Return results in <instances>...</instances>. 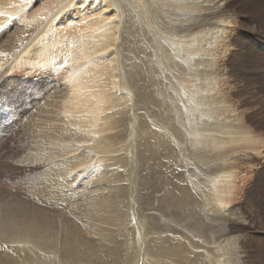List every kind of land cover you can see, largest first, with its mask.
<instances>
[{
	"label": "bare ground",
	"instance_id": "obj_1",
	"mask_svg": "<svg viewBox=\"0 0 264 264\" xmlns=\"http://www.w3.org/2000/svg\"><path fill=\"white\" fill-rule=\"evenodd\" d=\"M149 1L0 0V84L19 65L42 75L66 71L64 82L43 85L21 107V128L27 132L17 156L10 157L23 174L14 193L7 188L13 165L0 170V184L5 183L0 264H260L264 259L263 244L255 248L248 241L254 229L247 226L245 211L229 204L237 179L243 183L248 172L263 171L256 168L264 167V137L256 130L264 112L243 108L241 95L264 94V79L258 77L264 68L225 64L233 0ZM140 15L159 28L167 22L171 31L162 32L173 35L163 43L175 56L154 73L130 53ZM13 27L12 34H2ZM230 77L243 89H228ZM112 110L116 125L126 123L119 145L112 142L104 115ZM134 146L132 171L126 153H134ZM7 156L2 151L0 162ZM161 156L167 172L152 174L164 189L150 196L144 179L151 170H143L148 177L141 178L140 166ZM245 199L258 216L252 197ZM136 210H160L150 214L165 225L170 216L163 210H175L183 224L155 231L159 237L151 245L150 216ZM259 225L258 232L264 231ZM179 236L191 242L189 249L177 243Z\"/></svg>",
	"mask_w": 264,
	"mask_h": 264
},
{
	"label": "rangeland",
	"instance_id": "obj_2",
	"mask_svg": "<svg viewBox=\"0 0 264 264\" xmlns=\"http://www.w3.org/2000/svg\"><path fill=\"white\" fill-rule=\"evenodd\" d=\"M50 1L51 0H48V2ZM233 1L234 2L229 11L230 15L228 17L232 24V34H231L232 39L229 41L226 52H225L226 53V58L224 60L225 64L234 65L237 67L264 68V0H233ZM149 3L151 2L148 0V4ZM84 23H86V21H84L83 24ZM156 24L157 22L154 20H150L149 22V18L146 16L142 18L140 15L137 18L135 45L130 52L131 57H133L134 59L136 57H141L144 60V63L147 67H143V68L149 71L150 73H154L155 69L159 68L163 63H170L169 61L170 58H173L175 56L173 49L166 48L163 43L166 40L171 41L173 37L172 34L162 32V31H171L170 25L167 22H163L162 27L159 28L158 26H156ZM13 29L14 27L10 29L8 32H6V34L5 33H2V34L10 35L12 34ZM28 67L29 66L19 65V66H14L13 69H9L6 73L7 80L5 84H0L1 85L0 86V153L3 151L4 153L9 155L5 159H3V161H5L4 163L0 162L1 172L5 171L7 168L9 169V167H12L13 164L11 165L10 157L13 155L12 159H14L17 156L18 154L17 149H19L18 148L19 145L23 143L24 141L23 137H25L24 133L27 132L25 128H21V126L25 124V118H24L25 112L22 111L21 107H24V106L27 107L26 100L32 101L31 97H33V94L34 93L38 94V92H41L42 88H44V86L47 85L48 83L54 82L55 84H61L62 82L65 81L64 75L66 71L64 69L61 70L60 73L57 71L56 72L51 71V73H49L48 75L47 74L42 75L38 71L36 72L35 70H32L30 67L29 68ZM258 77L264 79V71L262 73H258ZM227 87L228 89L233 87L237 89V91H240L243 89V85L238 80H236L235 77H230L227 79ZM232 97L238 98V97L233 96V93H232ZM241 100L243 103H245V106H242L243 108L246 109V108L256 107L258 111L260 110L264 112V94L262 93L258 95L256 94L244 95L243 94V96L241 95ZM130 112H131L130 114H134L133 108L131 109ZM104 115L107 118V128H108V132L110 136L112 137V142L116 145H119L121 141L126 139L125 133L122 132L123 130L126 129V123L123 122L122 124H120V127L116 125V122H115L116 118L113 116V110L104 113ZM258 130L261 132H259ZM256 131L259 133H262L260 135L264 137V124L259 128L257 127ZM17 133L18 134L20 133V134L18 135ZM120 135H123L122 139L119 138ZM133 150H134L133 151L134 153H131V150H128L126 153V156L130 160V165H131L130 166L128 163L129 169H132L133 167L135 168L136 166L135 146L133 147ZM145 150L149 155V149L145 148ZM145 150L143 151V153H145ZM162 158L163 157L161 156L157 160V162L155 160L151 161L150 163L151 166H153L154 164H157L160 166V167H156L154 171H152L150 164L145 166L144 169L140 166L142 171H139L138 176H142L141 178H143V176L146 175L145 172H147V169L150 168L149 171L151 170L149 172L151 174V177L150 176L148 177L146 175L148 179L147 180L144 179L147 185V188L145 189L150 191L149 192L150 196H153V193L156 192L159 187L162 190L164 189L163 183L157 180L159 179V177L157 178L156 176L152 174V173L162 174L164 172H167L166 171L167 168L166 170L163 169L165 168V166L162 162L164 158L163 159ZM144 164L145 163H142V165ZM161 164L163 166H161ZM13 167H14V170L12 172L13 178L7 184V188L12 190V193H14L15 189L20 186L19 183H20L21 178L23 177L22 172H20L16 166L13 165ZM256 167L257 166H255L254 168ZM256 169L258 170L261 169V171L263 170L262 173L260 172L261 175H259L261 177H259L258 174H256L257 172L255 171V172H248L247 178L245 179V181H243V183H242L243 179L241 180L237 179L236 187L240 188L241 186L242 188L241 194H239L240 193L239 188H236L233 192L234 194L232 195L233 197L232 199L234 198L235 199L229 203L230 207L234 206L236 210L238 207L240 210L245 211V215H247L246 219L248 222L247 226L255 230V231L254 230L249 231L248 241L249 243H252V245H254L255 248H257L256 244H259V243L260 244L262 243L264 246V231L258 232L257 230L258 228L257 226L259 224H260L259 226H261L262 229L264 227V224H263L264 214H262L264 213V209H263L264 208V167L259 165V167ZM143 170H145V172ZM165 175H167V173ZM186 181L190 183L189 179ZM159 182L161 183V186L155 187L154 184L158 185ZM4 184L5 183L2 182L0 185H4ZM140 184H142V181L140 182ZM235 192L237 194H235ZM244 192H246L245 195H244ZM247 195H250L252 197V200L254 202V205L256 206V209L261 210L258 216L253 217L252 215L253 211L250 210L251 208H248L247 206L248 202H247V199H245L247 198ZM88 198L89 197H86V199ZM125 198H126V194H125ZM136 211H139L144 214L148 213L149 215L147 214L145 217L150 216V218L148 217L150 221H149V224H147L146 226V232L149 235L148 242L151 245L155 244L157 242L156 238L159 237V236L155 237V234H157L155 233V231L157 232H161L162 230L166 231V229H169V228L171 231H174L176 230L175 229L176 223H178L180 227L182 226L181 224H183L182 221H179V218L178 219L176 218L177 214L173 213V211L176 212L175 210H163V213L161 212L162 214H164V216H170L169 219L171 222L169 221L167 225L159 222L158 215L150 214V213H158L160 210H136ZM168 212L169 214H166ZM171 215L173 217H171ZM131 216L133 217V214H131ZM133 220L134 218L132 219V221ZM112 228H113L112 225L108 226V229L112 230ZM151 229L153 231H151ZM168 234H171V233H167L164 235H168ZM175 235L176 234H174V236ZM258 238H259V241L257 240ZM177 240H178L177 243L179 244H182V243L187 244V249L191 247V242H188L184 237L179 236L177 237ZM197 243L205 245V243L203 242H197ZM263 253H264V249H262V253H261L264 258ZM260 264H264V259H262V262H260Z\"/></svg>",
	"mask_w": 264,
	"mask_h": 264
}]
</instances>
